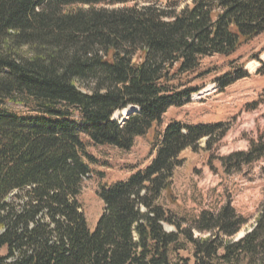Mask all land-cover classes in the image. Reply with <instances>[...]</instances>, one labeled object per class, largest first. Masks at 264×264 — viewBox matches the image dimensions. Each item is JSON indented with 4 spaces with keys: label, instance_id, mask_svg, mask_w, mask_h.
<instances>
[{
    "label": "trees",
    "instance_id": "obj_1",
    "mask_svg": "<svg viewBox=\"0 0 264 264\" xmlns=\"http://www.w3.org/2000/svg\"><path fill=\"white\" fill-rule=\"evenodd\" d=\"M129 1L0 0V264H264V199L239 239L248 221L230 203L190 224L160 203L181 154L227 132L224 123L163 127V116L198 93L189 77L204 58L264 35V0H193L179 12L97 7ZM244 67L233 62L214 84L248 78ZM150 131L152 160L100 187L91 232L77 200L95 161L87 142L130 151ZM263 158L264 133L220 162L230 174Z\"/></svg>",
    "mask_w": 264,
    "mask_h": 264
},
{
    "label": "rangeland",
    "instance_id": "obj_2",
    "mask_svg": "<svg viewBox=\"0 0 264 264\" xmlns=\"http://www.w3.org/2000/svg\"><path fill=\"white\" fill-rule=\"evenodd\" d=\"M192 1L134 0L124 5L97 7L117 9L151 3L161 9L179 12L191 6ZM258 60L264 61V35L241 44L229 57L204 58L199 72L189 77L191 85L199 88L198 93L183 107L170 108L162 120L163 127L172 120L185 124L227 125L224 138L212 148L207 149L205 140H202L195 151L188 149L181 154L183 165L175 170L171 190L163 194L160 203L187 224L202 211L216 212L230 203L237 214L248 221L236 239L250 231L264 199V158L230 174L224 173L220 159L234 152L246 151L264 133V101L260 98L264 77L256 74ZM233 62L244 64L249 77L219 90L214 79L226 73ZM3 109L17 115L26 113L20 105L7 104ZM124 111L113 119L125 116L127 112ZM153 135L154 132L150 131L146 137L137 138L130 151L97 147L87 142V152L95 161L90 165L91 173L82 182L77 200L91 232L102 214L103 204L98 196L100 187L125 181L131 174L145 168L154 155L150 147ZM164 229L172 231L169 226H164ZM4 254L5 249L0 248V255ZM181 256L187 257V254L182 252Z\"/></svg>",
    "mask_w": 264,
    "mask_h": 264
},
{
    "label": "bare ground",
    "instance_id": "obj_3",
    "mask_svg": "<svg viewBox=\"0 0 264 264\" xmlns=\"http://www.w3.org/2000/svg\"><path fill=\"white\" fill-rule=\"evenodd\" d=\"M126 112V111H125Z\"/></svg>",
    "mask_w": 264,
    "mask_h": 264
}]
</instances>
